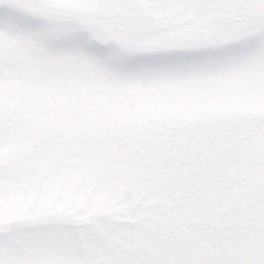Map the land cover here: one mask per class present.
Listing matches in <instances>:
<instances>
[{
	"label": "snow or ice",
	"instance_id": "6c2138e0",
	"mask_svg": "<svg viewBox=\"0 0 264 264\" xmlns=\"http://www.w3.org/2000/svg\"><path fill=\"white\" fill-rule=\"evenodd\" d=\"M0 264H264V0H0Z\"/></svg>",
	"mask_w": 264,
	"mask_h": 264
}]
</instances>
